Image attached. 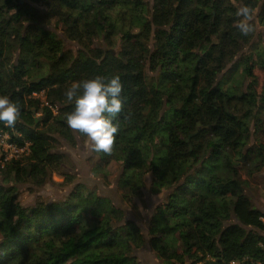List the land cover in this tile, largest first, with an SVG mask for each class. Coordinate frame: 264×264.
<instances>
[{"label":"trees","instance_id":"16d2710c","mask_svg":"<svg viewBox=\"0 0 264 264\" xmlns=\"http://www.w3.org/2000/svg\"><path fill=\"white\" fill-rule=\"evenodd\" d=\"M243 6L250 18L258 6L264 26V0H0V95L21 109L13 127L0 122V129L19 145L29 142L25 163L0 165L3 174L44 185L64 158L52 150L51 134L71 144L86 137L66 124L74 104L65 88L119 75L118 133L111 153L92 150V173L115 161L119 189L139 192L150 173L152 191L169 190L149 222L156 256L165 264L264 260V212L240 173L251 177L264 166V144L251 145L264 115V81L259 87L253 71L264 74V47L255 58L254 22L240 33ZM51 21L80 48H65L45 28ZM246 45L249 53L233 63L250 78L243 89L224 80V70ZM15 188L0 184V264H140L135 251L145 236L111 198L77 184L63 200L23 207Z\"/></svg>","mask_w":264,"mask_h":264},{"label":"rangeland","instance_id":"374dc122","mask_svg":"<svg viewBox=\"0 0 264 264\" xmlns=\"http://www.w3.org/2000/svg\"><path fill=\"white\" fill-rule=\"evenodd\" d=\"M24 1V0H22ZM152 1H150V4ZM36 9L45 11V7L41 4H32ZM119 10H117L118 12ZM116 12V14H118ZM259 12V7L256 6L253 10L252 17L248 22H254V37L251 43H256L258 49L256 50L254 56L257 57V53L263 50L264 47V26L260 25L258 22L257 14ZM244 20V19H243ZM125 28L129 27V19L123 20ZM45 28H48L54 32L64 41L65 48L72 49L76 51L80 48L77 42L69 40L64 34V28L61 24H57L53 21L49 22ZM260 36V37H259ZM105 42H96L97 46H109L103 44ZM120 42L116 38L115 47L111 48L112 51L119 48ZM249 45H246L241 52L236 56L235 60L228 64L224 70L229 83H234L235 85H240L243 89L248 85L250 78H241V72L239 65L233 64L236 60L240 59L241 56L247 55L249 53ZM254 74L257 75L259 79V87L264 81L263 71L259 68H254ZM150 76H154L151 72ZM221 78V77H220ZM258 87V90L261 89ZM36 97H40L41 101L44 103V95L38 94ZM45 104V103H44ZM51 110L56 113L57 107H51ZM41 112V111H40ZM36 120L41 119V113L35 114ZM263 121L259 124L262 127L261 132L253 134L251 138V145L256 144V138L259 139L264 144V115H262ZM17 131H14V134ZM55 139L52 142V150L64 155L63 161L59 168L53 171L44 185L37 186L33 183L29 176H22L21 180L16 177L19 181L13 180V173L8 177L3 174L2 170L5 168H0V184L4 185H14L16 188V202L21 206L27 207L34 205L38 201H52V200H63L70 192L74 190L77 184H83L89 190H94L97 194L101 196H107L113 200L116 206L121 208L124 212L125 220H132L141 229L145 236L144 245L135 251L140 264H165L157 256L156 253L149 246V222L152 215L155 213L156 208L166 201L169 190L163 189L160 192L152 191V176L147 173L144 180L145 186L140 189L139 192L132 194L126 190H121L117 187L119 176L121 173V167L115 161H112L105 170L100 174L92 173V158L94 157L91 145L85 137H76L74 144L70 143L68 138L60 136L56 133L51 134ZM28 153V152H27ZM17 154L15 160L25 163L27 160L26 154ZM23 164H20V167ZM242 179L246 180V191L251 197L253 204L264 212V166L260 171H254L251 177H247L245 170H241ZM260 234L264 237V230L260 231ZM191 260H186L184 264H191ZM179 264V263H177ZM199 264V263H198Z\"/></svg>","mask_w":264,"mask_h":264},{"label":"clouds","instance_id":"9594fccd","mask_svg":"<svg viewBox=\"0 0 264 264\" xmlns=\"http://www.w3.org/2000/svg\"><path fill=\"white\" fill-rule=\"evenodd\" d=\"M244 17L237 24L242 35L247 36L253 26L248 22L251 16L249 7L237 10ZM123 85L119 75L105 77L95 75L72 81L64 90L66 100L74 104L65 115L69 128L87 137L91 148L97 153H111L118 124L114 122L121 113ZM21 114L19 103L8 95H0V122L13 127Z\"/></svg>","mask_w":264,"mask_h":264},{"label":"built area","instance_id":"2783aa9c","mask_svg":"<svg viewBox=\"0 0 264 264\" xmlns=\"http://www.w3.org/2000/svg\"><path fill=\"white\" fill-rule=\"evenodd\" d=\"M15 135L19 136L17 132ZM29 142L25 141L19 145L16 141L11 140L7 131L0 129V165L4 166L5 163L13 160L17 154L23 155L28 152ZM264 248V245H262ZM228 264H264V260H241L231 261Z\"/></svg>","mask_w":264,"mask_h":264},{"label":"water","instance_id":"95a60500","mask_svg":"<svg viewBox=\"0 0 264 264\" xmlns=\"http://www.w3.org/2000/svg\"><path fill=\"white\" fill-rule=\"evenodd\" d=\"M194 134H196V132H194V133H190V134L188 135V137H191V136H193Z\"/></svg>","mask_w":264,"mask_h":264}]
</instances>
